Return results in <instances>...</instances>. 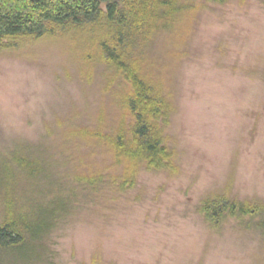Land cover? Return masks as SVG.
Instances as JSON below:
<instances>
[{
  "label": "rangeland",
  "instance_id": "1",
  "mask_svg": "<svg viewBox=\"0 0 264 264\" xmlns=\"http://www.w3.org/2000/svg\"><path fill=\"white\" fill-rule=\"evenodd\" d=\"M198 6L147 51L175 105L165 134L178 171L142 169L135 187L100 201L73 178L76 154L97 147L67 136L116 114L96 46L110 27L55 24L0 42V165L17 166L14 155L45 165L18 186L25 202L41 196L45 171L72 198L38 257L4 264H264V212L219 223L200 208L215 192L264 205V0ZM130 51L136 61L143 52Z\"/></svg>",
  "mask_w": 264,
  "mask_h": 264
},
{
  "label": "trees",
  "instance_id": "2",
  "mask_svg": "<svg viewBox=\"0 0 264 264\" xmlns=\"http://www.w3.org/2000/svg\"><path fill=\"white\" fill-rule=\"evenodd\" d=\"M198 9V0H0V42L39 37L53 30L55 24L79 26L101 21L110 27L108 37L99 38L96 46L100 48L99 60L112 69L108 87L119 96L113 101L116 114L111 122L105 116L104 120L97 117L93 125H76L67 136L97 147L76 154L73 178L98 201L135 187L142 169L170 174L178 171L165 134L175 105L171 93L163 91V84L152 72L147 51L156 33L180 28L183 19L193 17ZM132 49L143 51L138 61ZM99 153L104 155L102 161L95 157ZM14 156L17 166L0 165V264L5 257L21 261L38 257V242L72 207L71 196H64L61 190L63 184L53 185V175L47 171L44 188L39 189L41 196L36 193V198L25 202L18 186L25 176H33L37 169L43 171L45 165L30 156ZM200 206L207 219L219 223L231 216L264 212L263 203L241 200L227 192L210 194ZM261 227L264 229V222Z\"/></svg>",
  "mask_w": 264,
  "mask_h": 264
}]
</instances>
